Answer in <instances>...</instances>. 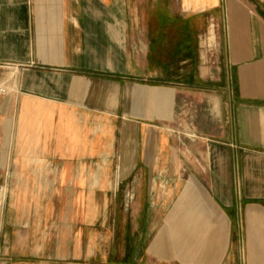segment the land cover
<instances>
[{
    "label": "crops",
    "instance_id": "1",
    "mask_svg": "<svg viewBox=\"0 0 264 264\" xmlns=\"http://www.w3.org/2000/svg\"><path fill=\"white\" fill-rule=\"evenodd\" d=\"M168 1L220 33L170 84ZM0 65V258L27 227L32 264H264V0H0Z\"/></svg>",
    "mask_w": 264,
    "mask_h": 264
},
{
    "label": "rangeland",
    "instance_id": "2",
    "mask_svg": "<svg viewBox=\"0 0 264 264\" xmlns=\"http://www.w3.org/2000/svg\"><path fill=\"white\" fill-rule=\"evenodd\" d=\"M168 4V11L166 15H162L161 17L155 16L151 18V24L153 26H166L167 27V37H166V49H165V56L167 59V73L165 76V80H162L163 82H166L167 84H170V82H174V79L172 78L173 72L170 71V67L173 66L175 59L178 55H182L183 58L189 57L191 54H195L198 47H200V43H204L207 40H216L219 39L220 33L210 31L209 23L205 17H197L193 20L190 18H184L180 17L170 11H172V8L174 9V2H167ZM173 5V6H172ZM157 8L155 5L154 8ZM175 17L180 18L179 22L175 23ZM183 27H182V26ZM184 26H187L188 29H185ZM190 27V28H189ZM188 30L186 32V37L191 38V43L188 42L189 52L183 53L182 51L178 53V49L181 47V42L184 38V35L182 32ZM209 31V32H208ZM183 32V33H184ZM154 38L152 39V44L156 48L154 51V55L157 57L158 50L157 44H158V33H154ZM162 36V34H161ZM180 50V49H179ZM157 64V62H156ZM157 67V66H156ZM19 71L15 68H12V66H3L0 68V92H2V89H8L9 91L11 89L15 90L18 87L19 84ZM6 92V91H3ZM0 164H5L6 166V172L4 176L0 179V194L3 189V186L6 184L11 185L10 188H12L15 183H17L16 177L13 175V165L12 162H0ZM1 170V167H0ZM10 189L7 191L6 198L4 203L0 207V218L6 219L7 221H14V215L13 213H9L11 209V204L13 202V193ZM125 199L124 195L120 194L119 200ZM120 209V213H121ZM8 212V213H7ZM121 216V214H120ZM123 217V215H122ZM27 227L20 228V232L18 233L17 230H7L5 231L4 235L1 239V248L4 250L2 253V256L0 258V264H32L35 262L31 261L30 257V248L32 245V242L30 240V233L27 231ZM27 231V232H26ZM16 254H22V255H16Z\"/></svg>",
    "mask_w": 264,
    "mask_h": 264
},
{
    "label": "trees",
    "instance_id": "3",
    "mask_svg": "<svg viewBox=\"0 0 264 264\" xmlns=\"http://www.w3.org/2000/svg\"><path fill=\"white\" fill-rule=\"evenodd\" d=\"M180 21V18H176L175 17V23L176 22H179ZM181 22V21H180ZM182 26V25H181ZM183 27V26H182ZM184 28L185 29H188V27L187 26H184ZM190 28V27H189ZM184 32V31H183ZM182 32V34L184 35V38H183V40H182V42H181V47L178 49V53L179 52H183V53H188L189 52V47H188V42L189 43H191V38L189 39V38H187L186 36V32H188V30H186L184 33Z\"/></svg>",
    "mask_w": 264,
    "mask_h": 264
},
{
    "label": "built area",
    "instance_id": "4",
    "mask_svg": "<svg viewBox=\"0 0 264 264\" xmlns=\"http://www.w3.org/2000/svg\"><path fill=\"white\" fill-rule=\"evenodd\" d=\"M1 67H3V66H2V65H0V68H1ZM1 91L3 92V91H5V89H2Z\"/></svg>",
    "mask_w": 264,
    "mask_h": 264
}]
</instances>
